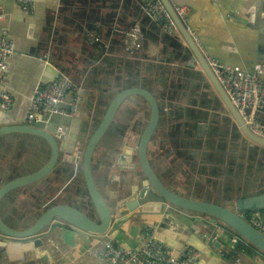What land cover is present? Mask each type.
I'll use <instances>...</instances> for the list:
<instances>
[{
    "label": "crops",
    "instance_id": "crops-1",
    "mask_svg": "<svg viewBox=\"0 0 264 264\" xmlns=\"http://www.w3.org/2000/svg\"><path fill=\"white\" fill-rule=\"evenodd\" d=\"M169 1L185 8L184 25L206 58L246 73L264 65V0ZM133 24L141 27L140 49L129 54L121 34ZM89 28L99 29L107 49L90 44L84 35ZM0 36L14 48L6 62L4 88L12 105L6 111L0 106V127L24 124L34 89L63 72L78 89L75 116L51 115L38 126L60 141L63 156L71 161L115 93L141 88L155 96L166 114L148 148L151 166L165 186L178 195L220 205L264 192V150L242 139L178 31L163 32L135 0H0ZM74 97L67 94L61 107ZM148 114L145 100L130 97L95 149L93 178L110 204L125 176L110 167L112 153L122 140V146L136 143ZM49 153L48 144L38 137L0 138V186L44 166ZM66 166L60 160L43 180L8 194L1 200V220L23 231L51 204H69L95 217L80 168ZM205 221L207 225L185 227L165 207L148 204L113 222L105 236L53 222L39 244L0 245V264H106L97 258L106 239L138 248L147 228L155 229L164 245L197 251V264H231L243 253L244 260L256 257L253 250L233 246L235 235L216 220ZM215 234L220 248L214 246Z\"/></svg>",
    "mask_w": 264,
    "mask_h": 264
},
{
    "label": "water",
    "instance_id": "water-1",
    "mask_svg": "<svg viewBox=\"0 0 264 264\" xmlns=\"http://www.w3.org/2000/svg\"><path fill=\"white\" fill-rule=\"evenodd\" d=\"M159 1L174 22L178 33L194 57L195 62L201 68L202 74L208 80L209 86L218 95L242 139L250 145L264 150V138L253 134L244 124L224 88L212 73L206 56L202 54L184 23L176 16L170 1ZM187 66L194 69L195 64L188 63ZM130 97H139L145 100L149 114L136 143L122 146L124 142L122 140L112 153L113 157L110 167L119 169L124 172L125 176L120 179L119 189L113 196L114 202L112 201L113 203L110 204L106 202L103 193L95 184L91 168L92 158L99 142L104 138L115 120L117 112ZM164 115L166 114L163 113L162 106L155 96L145 89L128 88L116 92L110 99L96 128L87 138L86 144L76 152L77 154L71 161L67 158L65 159L66 156H63L60 141L39 126H29L24 123L0 127V138L11 134L34 136L47 143L50 149V156L44 166H41L33 173L14 178L0 186V204L1 200L11 192L30 187L46 178L53 172L57 163L62 160L68 164L66 166L67 169L73 171L80 168L85 191L95 212V217H93L69 204H51L46 206L28 229L23 231L9 227L1 220L0 216V245L6 246L11 242L18 241L39 244L53 222L58 224L59 222L67 223L89 235L105 236L116 220L132 217L133 213L142 206L159 204L162 208L165 207L166 213L176 215L178 222L185 227H190L194 222L207 225L205 221L207 218L216 220L231 229L245 243L250 244L260 254L264 255V235L239 215V212L264 210V192L238 198L234 204L220 205L178 195L172 191L171 187L165 186L159 179L149 161L148 148L159 126L160 118ZM45 230L47 231L45 232ZM215 239L216 234L213 237L214 246L220 248L221 246L215 242Z\"/></svg>",
    "mask_w": 264,
    "mask_h": 264
},
{
    "label": "built area",
    "instance_id": "built-area-1",
    "mask_svg": "<svg viewBox=\"0 0 264 264\" xmlns=\"http://www.w3.org/2000/svg\"><path fill=\"white\" fill-rule=\"evenodd\" d=\"M142 13L166 34L177 32L176 26L159 0H135ZM29 4L23 7L27 9ZM178 19L184 23L186 10L174 7ZM85 38L99 49H107L98 28L86 29ZM122 43L125 51L134 54L140 49L141 27L133 24L128 31L123 32ZM14 53V48L6 36H0V106L9 110L12 105L10 95L4 90L7 81L5 76L7 59ZM207 63L224 88L232 105L238 111L242 121L249 130L258 137L264 138V65L256 64L249 73L237 68L222 66L213 58H206ZM73 93L74 99L61 107L67 94ZM78 89L71 78L58 72L53 81L39 84L29 100L25 124L38 126L51 115L73 118L76 113ZM249 223L264 235V210L248 211ZM156 230L147 228L143 231L138 248H125L113 239H106L103 249L98 253V260L106 264H197L198 253L191 247L182 246L174 249L164 245L155 236ZM233 246L242 242L238 236L230 239ZM246 244V243H245ZM244 254V253H243ZM243 254L232 258L231 264H264V255L257 253L256 257L244 260Z\"/></svg>",
    "mask_w": 264,
    "mask_h": 264
},
{
    "label": "trees",
    "instance_id": "trees-1",
    "mask_svg": "<svg viewBox=\"0 0 264 264\" xmlns=\"http://www.w3.org/2000/svg\"><path fill=\"white\" fill-rule=\"evenodd\" d=\"M249 215L250 213L247 212L246 214V220L249 221ZM218 222V221H217ZM220 225H222L228 232H230L231 234H234L235 236H238L237 234H235L231 229H229L228 227H226L225 225L221 224L220 222H218ZM239 237V236H238ZM241 239L242 242H244V240L239 237ZM238 250L243 251L245 248H247L248 250H253L255 251V253H260L259 251H257L254 247H252L250 244H245V243H240L239 245L236 246Z\"/></svg>",
    "mask_w": 264,
    "mask_h": 264
},
{
    "label": "flooded vegetation",
    "instance_id": "flooded-vegetation-1",
    "mask_svg": "<svg viewBox=\"0 0 264 264\" xmlns=\"http://www.w3.org/2000/svg\"><path fill=\"white\" fill-rule=\"evenodd\" d=\"M259 152H260V151H257V156H256V157H259ZM260 153H261V154H264L263 152H260ZM263 156H264V155H263ZM263 156H262V157H263ZM260 180L263 181V180H264V176H261ZM243 213H244L245 216H246L247 212H243Z\"/></svg>",
    "mask_w": 264,
    "mask_h": 264
},
{
    "label": "rangeland",
    "instance_id": "rangeland-1",
    "mask_svg": "<svg viewBox=\"0 0 264 264\" xmlns=\"http://www.w3.org/2000/svg\"><path fill=\"white\" fill-rule=\"evenodd\" d=\"M140 134V133H139ZM261 184H264V183H261ZM264 189V185H263V188L260 190V191H262ZM89 204L87 203V206H88ZM239 215L241 216V217H243L244 219H246V216H245V214L243 213V212H239Z\"/></svg>",
    "mask_w": 264,
    "mask_h": 264
}]
</instances>
